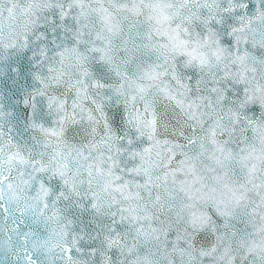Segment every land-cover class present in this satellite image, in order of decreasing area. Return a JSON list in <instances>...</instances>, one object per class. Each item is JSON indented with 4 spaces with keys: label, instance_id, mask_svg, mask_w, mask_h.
Instances as JSON below:
<instances>
[{
    "label": "water",
    "instance_id": "95a60500",
    "mask_svg": "<svg viewBox=\"0 0 264 264\" xmlns=\"http://www.w3.org/2000/svg\"><path fill=\"white\" fill-rule=\"evenodd\" d=\"M0 264H264V0H0Z\"/></svg>",
    "mask_w": 264,
    "mask_h": 264
}]
</instances>
